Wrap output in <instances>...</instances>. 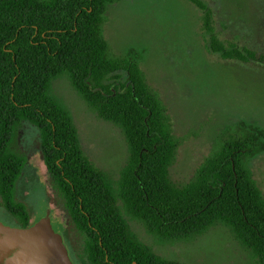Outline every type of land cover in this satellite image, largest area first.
<instances>
[{
  "label": "trees",
  "instance_id": "1",
  "mask_svg": "<svg viewBox=\"0 0 264 264\" xmlns=\"http://www.w3.org/2000/svg\"><path fill=\"white\" fill-rule=\"evenodd\" d=\"M119 1L0 0V209L12 226L31 223L27 204L16 198L28 159L11 150L17 127L29 122L41 132L50 185L85 240L82 264H182L154 253L128 217L173 240L223 224L253 264H264V195L252 170L264 154V127L231 124L189 182L172 181L181 139L168 108L145 77L138 50L115 55L104 35L106 11ZM190 1L203 11L212 53L264 65V53L225 46L209 6ZM58 78L122 130L129 158L117 181L84 155L72 116L50 93Z\"/></svg>",
  "mask_w": 264,
  "mask_h": 264
},
{
  "label": "rangeland",
  "instance_id": "2",
  "mask_svg": "<svg viewBox=\"0 0 264 264\" xmlns=\"http://www.w3.org/2000/svg\"><path fill=\"white\" fill-rule=\"evenodd\" d=\"M201 1L212 10L211 27L225 46L264 53V0ZM203 17V11L190 0H121L108 7L104 25L113 54L138 50L145 77L168 108L173 132L181 139L170 177L180 184L195 176L231 124L255 122L264 127V65L224 60L212 53ZM50 93L72 116L84 155L117 181L129 158L122 130L99 118L68 79L54 80ZM40 136L39 128L29 122L16 129L11 150L28 159L16 198L27 204L37 221L53 206V227L64 233L67 219L66 215L60 218L53 186L45 187L39 178L43 162ZM252 170L264 195V154L254 160ZM0 220L13 223L1 209ZM128 220L138 238L164 259L182 264L254 263L223 224L200 235L173 240L152 236L143 223ZM78 234L80 241L70 248L75 264H82L85 240Z\"/></svg>",
  "mask_w": 264,
  "mask_h": 264
},
{
  "label": "water",
  "instance_id": "3",
  "mask_svg": "<svg viewBox=\"0 0 264 264\" xmlns=\"http://www.w3.org/2000/svg\"><path fill=\"white\" fill-rule=\"evenodd\" d=\"M46 176L41 162L39 178L45 187L48 186ZM53 209L50 206L46 216L31 221L26 228L0 221V264H74L61 235L53 228L56 215L54 211L51 213Z\"/></svg>",
  "mask_w": 264,
  "mask_h": 264
},
{
  "label": "flooded vegetation",
  "instance_id": "4",
  "mask_svg": "<svg viewBox=\"0 0 264 264\" xmlns=\"http://www.w3.org/2000/svg\"><path fill=\"white\" fill-rule=\"evenodd\" d=\"M45 166V165H44ZM46 168V167H45ZM47 180H48V184L50 185V177L48 176V174H47ZM51 186V185H50ZM51 191V190H50ZM52 191L54 192V194H55V197H56V199H55V205L58 207L59 206V210H60V218H63L64 216L63 215H66V219H67V221H66V224L67 225H65V232L63 233V232H57L55 229V232L56 233H58L59 235H61V237H62V239H63V242H64V244H65V246L67 247V249H68V253H69V255H70V258L72 259V261H73V263L75 264V260L73 259L74 258V256H73V253H72V251H71V246H74V244H75V242L77 241H80V239L81 238H78V231H77V228L72 224V218H71V216H70V210H69V208H68V206H67V202L64 200V198H62L59 194H58V192H56L55 190H54V188L52 187ZM51 191V192H52ZM52 198V197H51ZM50 198V199H51ZM57 198H60V200H62L63 202H59L58 201V199ZM53 211L51 210V213H52ZM59 218V219H60ZM65 219V220H66ZM33 220H35L34 219V217H33V215H31V221H33ZM0 221H2V220H0ZM3 222V221H2ZM52 222H53V220H52ZM3 223H5V222H3ZM53 225V224H52ZM67 226V227H66ZM54 228V227H53ZM78 235H77V234ZM83 238V237H82ZM71 247V248H70Z\"/></svg>",
  "mask_w": 264,
  "mask_h": 264
}]
</instances>
